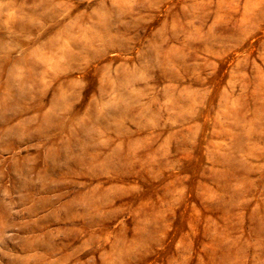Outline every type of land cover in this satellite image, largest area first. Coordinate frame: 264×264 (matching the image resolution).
Segmentation results:
<instances>
[{
	"label": "rangeland",
	"instance_id": "obj_1",
	"mask_svg": "<svg viewBox=\"0 0 264 264\" xmlns=\"http://www.w3.org/2000/svg\"><path fill=\"white\" fill-rule=\"evenodd\" d=\"M0 264H264V0H0Z\"/></svg>",
	"mask_w": 264,
	"mask_h": 264
}]
</instances>
